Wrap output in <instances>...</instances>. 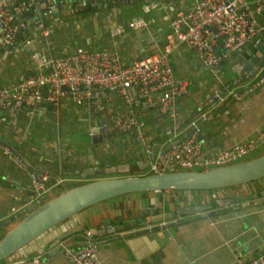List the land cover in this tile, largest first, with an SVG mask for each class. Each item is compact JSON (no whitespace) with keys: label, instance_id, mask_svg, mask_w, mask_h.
I'll return each mask as SVG.
<instances>
[{"label":"crops","instance_id":"crops-1","mask_svg":"<svg viewBox=\"0 0 264 264\" xmlns=\"http://www.w3.org/2000/svg\"><path fill=\"white\" fill-rule=\"evenodd\" d=\"M135 1L143 3L141 7L143 15H137L140 12L132 13L127 17L121 15L117 7ZM150 1L157 2L158 6L144 13L143 6ZM77 2L78 0L74 8L78 5ZM108 2L119 3L111 7L99 8L95 13L91 12L94 18L92 16L89 23L95 30L93 37L99 39L106 35L104 46L107 48L102 49L117 50L122 60L129 63L157 51L169 40L170 17L178 10L189 8L193 0L130 2L109 0ZM68 7L60 5L59 16L67 13L77 14L68 11ZM99 14H102L101 19L98 18ZM136 16L144 17L148 21L147 27L126 28L122 35L115 37L110 34V29L114 25H125ZM259 20L264 22V14ZM54 34L57 36L58 32L55 30L52 35ZM25 37L31 38L30 45L33 50L53 56L64 53L57 49L53 38L50 43H46L45 38L35 27L31 26L22 32L17 38V43H22ZM255 45L249 43L237 53L223 52L222 62L214 72L200 63L194 51L184 44L175 43L169 54V60L174 75L177 78L187 79L188 92L177 103L176 127L170 117L159 116L155 108H145L143 104L138 107L139 119L144 123L148 143L157 148L161 144L167 146L171 141L178 139L191 128L193 115L199 109L200 118L204 116L209 118L215 111H220L200 130L204 152H210L216 147H229L258 133L264 126V82L256 86L254 84L264 73V55L258 59L262 63L251 76L247 75L252 67L246 69L238 67L246 64L258 51ZM223 69L230 70V77L223 76L225 74ZM35 70L29 53L25 51L12 49L11 52L0 53V87L12 88L20 72ZM210 74L212 78L209 77ZM234 80L237 81L233 83ZM224 81L233 83L231 88L237 90L252 86V92L241 100L224 97L218 98L215 104L204 106L213 98L216 90L226 87L227 83ZM104 99L114 109L121 108V102L113 93L106 95ZM91 118L96 121V116L92 115L86 106L75 105L67 96L60 98L57 108L43 104L32 116L21 112L14 117H8L5 112L0 111V139L38 164L44 163L43 160H39L41 157L56 155L59 145H62L65 154L69 153L80 160V165L71 166V171L76 168L85 170L89 166L96 168L107 165L109 158L111 164L116 165L132 163V160L139 161L142 167L149 163V157L144 151L139 150L129 156V148L128 151L127 149L123 151L119 147L110 146L107 138L92 143L89 130L96 122L94 121L91 126H84ZM74 120L75 124L77 120L81 124L72 125ZM51 123L53 124L50 126ZM47 125L49 126L46 127ZM45 128L47 137L40 135ZM73 130H76V134H79V131L82 136L85 134V138L78 139L79 148L71 141ZM120 135L123 137L128 135L129 142L137 141L131 134ZM86 137L88 140H85ZM4 147L6 146L0 143V222L8 221L18 213L21 214L19 218L21 219L27 214L26 206L38 200L35 195H31L32 191L28 188L30 171L13 162L5 153ZM263 153L264 149H261L255 156ZM130 166L131 170L134 169L133 175L143 174L147 169V166L141 170L134 165L130 164ZM49 174L66 178L58 169L50 170ZM67 176H71L67 178H70L73 184L66 187L95 180L97 177V175H85L82 178L80 175L71 174ZM64 187L65 184L58 187L56 193L62 191ZM199 205L210 208L187 211L192 206ZM146 208L156 209L157 215L142 214ZM162 214L168 218L160 222H150L152 225L165 222V226L156 231L122 236L124 233L146 228L150 225L147 224L143 227L110 232L112 228L131 223L136 218L142 217L144 220L147 216L151 220L159 218ZM19 219L1 227V234ZM107 220H110V224H106ZM103 229L107 231L103 232ZM87 232L91 236L88 238L98 244V256L102 264H247L253 256L264 252V178L211 191L168 189L116 196L86 207L66 218L21 247L0 264H21L24 260L37 255L42 257V264H68L64 256V248L76 249L81 246L82 244L77 242H83L84 239L86 241ZM118 235L120 237H117Z\"/></svg>","mask_w":264,"mask_h":264},{"label":"built area","instance_id":"built-area-1","mask_svg":"<svg viewBox=\"0 0 264 264\" xmlns=\"http://www.w3.org/2000/svg\"><path fill=\"white\" fill-rule=\"evenodd\" d=\"M73 1L0 0V53L12 49L25 51L36 68L34 72H20L12 88L0 87V111L8 117L21 112L32 116L43 104L57 108L60 98L67 96L75 105H84L92 115L99 116V122L90 127V134L98 130L103 135L105 129L113 127L120 134H131L141 143V151L149 157L147 171L143 174L222 167L253 158L264 149V126L253 136L210 152L203 151L197 131L178 142L171 141L168 147L161 144L154 148L148 143L138 112L141 104L155 108L159 116L170 117L176 127L177 103L187 94L188 81L174 75L169 60L174 44H184L196 53L203 66L216 72L223 52H234L251 42L263 41L264 22L259 18L264 14V0H193L189 8L178 10L170 17L169 40L157 51L129 63H125L115 49L78 50L53 56L33 50L31 38L25 37L22 43H17L18 36L31 26L50 43L46 19L56 17L62 4L69 6L71 12L82 7L77 3L74 8ZM93 4L95 1L90 0L89 5ZM157 6V2L150 1L143 6V12ZM147 25L144 17L136 16L125 25H114L110 34L120 36L126 28L140 29ZM263 82L264 73L254 86ZM251 92L252 86L242 90L225 87L216 90L214 96L241 100ZM112 93L119 97L120 109H114L105 101V96ZM4 151L19 167L26 168L11 149L6 146ZM64 182L65 178L47 171L39 175L30 171L28 188L38 199L50 198ZM157 225L162 228L165 222ZM88 237H91L89 232ZM63 252L68 264H102L98 244L89 238L78 248L67 247ZM21 264H42V257L37 255ZM247 264H264V252L253 256Z\"/></svg>","mask_w":264,"mask_h":264},{"label":"water","instance_id":"water-1","mask_svg":"<svg viewBox=\"0 0 264 264\" xmlns=\"http://www.w3.org/2000/svg\"><path fill=\"white\" fill-rule=\"evenodd\" d=\"M73 1V6L75 2ZM95 4L91 6L92 9H99L104 7H111L117 5L118 3L108 2L109 0H94ZM133 0H126L130 2ZM148 1V0H147ZM64 1H61L63 3ZM79 6H82V10L86 11L87 6L90 4V0H78ZM41 15V12H40ZM60 12L56 11V16H59ZM258 50L254 56L243 66L242 69H246L249 66L252 69L249 71L247 76H251L260 66L262 61L258 60L262 55H264V44L263 41L258 42L256 45ZM222 77V76H221ZM223 78V77H222ZM215 80H218L214 78ZM225 79V78H223ZM219 81V80H218ZM237 81V80H236ZM234 80L233 83L236 82ZM226 82V81H224ZM226 87H231L233 83L226 82ZM216 87V86H215ZM214 87V88H215ZM216 89V88H215ZM210 97V94H207ZM210 100V99H209ZM213 100V101H212ZM218 98L213 96L211 100L204 104H215ZM200 110V109H199ZM199 110H197L191 122V128L182 136L174 141L178 142L184 139L189 133L193 131L198 132V137L202 140L200 135V130L208 121L213 120L217 113L220 111H215L211 114V117H198ZM110 130L105 129L104 136L98 130H92L90 137L92 143H97L103 139L109 138ZM0 143L11 149L19 158L25 163L26 168L36 174H41L44 171L49 172L50 170L58 169L62 175H102V174H113L117 172H127L131 169L130 163L125 164H111L110 158L108 159V164L104 166L93 167L89 166L85 170H80L76 168L71 171V166L80 165L78 158L67 153H64L62 145H59V150L56 155H47L46 157H41L39 160H43L44 163H34L30 158L21 153L17 148L11 144L0 139ZM168 147V146H167ZM36 159V156L34 157ZM141 163L136 161L134 163L135 167L143 169ZM264 177V153L247 160L237 162L235 164H230L222 167L209 168L207 170H187V171H176V172H166L159 174H139L131 176H121V177H102L95 180H91L73 187H65L62 191L58 192L56 195L47 198L42 197L38 200L33 201L28 206H26L27 214L21 219V214L18 213L11 217L8 221L0 222V228L6 225L8 222L15 221L19 219L16 224L9 228L4 234L0 232V262L7 259L10 255L15 253L24 245L28 244L30 241L38 237L40 234L48 230L49 228L55 226L66 218L76 214L77 212L83 210L98 202L128 194L134 192H149V191H162L168 189L176 190H215L226 187H233L248 182H252ZM66 179V178H65ZM33 195V192L32 194ZM210 206H192L187 211L203 210L208 209ZM144 215H157L156 209L146 208L143 210ZM175 215V213L173 214ZM168 217L165 214L159 215V218L148 219L146 216L143 220L142 217L136 218V220L131 221L128 224H121L118 227H114L110 232L131 229L135 227H143L150 222H160ZM110 220L106 221V224ZM160 227L158 225H153L150 228L140 229L136 232H128L122 234V236H131L134 233H145L148 231H156ZM107 231L106 229L102 230ZM117 237H120L118 235ZM85 241V239H84ZM83 242H77V244H83Z\"/></svg>","mask_w":264,"mask_h":264},{"label":"rangeland","instance_id":"rangeland-1","mask_svg":"<svg viewBox=\"0 0 264 264\" xmlns=\"http://www.w3.org/2000/svg\"><path fill=\"white\" fill-rule=\"evenodd\" d=\"M142 4L143 3L141 1H135V2H131L130 4L128 3L127 5L120 4V6H118L117 8H118V10L121 11V15L123 14V16H125V17L130 16L132 13H137V12H140L137 15H143L142 9H141ZM73 10H75V9H73ZM68 11H69V9H68ZM67 14H62L59 17L46 19V23H47V25L51 31L50 40H51V38L54 39V42L56 43L57 49L59 51H63L64 53H74V52H77L78 50H92V49L107 48L106 46H104V42H106V38H105L106 35H103L99 39H97L96 37H93L95 30H94L93 26H90V23H89V22H91V19L93 16L91 14V11H81V12H78L77 14H70V13H67ZM100 17H102V14L98 15V18H100ZM93 18H94V16H93ZM57 28H59V29L57 30ZM55 30L58 32L57 36H56V34L52 35ZM251 43H253V42H251ZM241 51H242V49H239V50H236L235 52L237 53V52H241ZM231 53H233V52H231ZM229 71L230 70H228V69H226V70L223 69V72L225 73V74H223V76L230 77ZM209 77L212 78L213 76L210 74ZM113 95L117 96L116 93H113ZM117 98L119 99L118 96H117ZM119 101H120V99H119ZM80 115L83 117L85 116L84 114H80ZM98 118H99V116H96V121L91 118L90 121L87 122L86 125H84L85 122L83 123V125L85 127L91 126L94 123V121L99 122ZM73 123L75 124V120H74V122H72V125H73ZM146 123H147V125H149L148 121ZM52 124L53 123H51L50 126ZM77 124H81V123L77 120L75 125H77ZM48 126L49 125H47L46 127H48ZM76 133H77L76 130H73V134H71L72 136H70V137H71V141L79 148L80 147L79 140H82V138H85L84 137L85 134H83V136H82L81 131H79V134H76ZM110 134H111L110 138L109 139L107 138V141L109 142L110 146L119 147L123 151H125L126 149L128 151V148H129V151H128L129 156L134 155L137 151L141 150V143L140 142H138V141H135L133 143L129 142V136L128 135H125L126 137L121 136L117 131H115L113 129V127H110ZM40 135L47 137V135H48L47 129L45 128L44 131H42L40 133ZM85 140H88V138L86 137ZM127 141H128V143H127ZM104 149H105V147H104ZM133 158L134 157H132V159ZM128 159H131V158H128ZM134 163L135 162H133V160H132V163H130V164L133 166ZM133 170L130 169L127 172H117V173L108 174V175H106V174L97 175L96 179L106 177V176L121 177V176L133 175V173H132ZM146 171H147V169H146ZM134 172H137V171H134ZM134 174H137V173H134ZM67 177L71 178V176H66V179L64 182L65 187L71 186L73 184V182L69 180L70 178H67ZM82 178H83V176H82ZM263 178L264 177H262V179ZM206 191H210V190H206Z\"/></svg>","mask_w":264,"mask_h":264},{"label":"trees","instance_id":"trees-1","mask_svg":"<svg viewBox=\"0 0 264 264\" xmlns=\"http://www.w3.org/2000/svg\"><path fill=\"white\" fill-rule=\"evenodd\" d=\"M98 9H92L91 8V5H88L87 6V10L86 11H91L92 13H95ZM83 11L81 8L78 9V11L76 10L75 12L78 13V12H81ZM85 183V182H84ZM211 191V190H210ZM215 202V201H214Z\"/></svg>","mask_w":264,"mask_h":264},{"label":"flooded vegetation","instance_id":"flooded-vegetation-1","mask_svg":"<svg viewBox=\"0 0 264 264\" xmlns=\"http://www.w3.org/2000/svg\"><path fill=\"white\" fill-rule=\"evenodd\" d=\"M106 177H109V176H106Z\"/></svg>","mask_w":264,"mask_h":264}]
</instances>
